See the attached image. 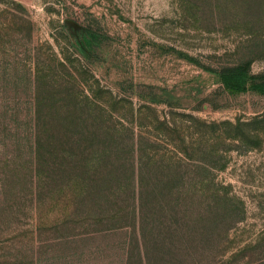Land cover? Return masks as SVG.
Listing matches in <instances>:
<instances>
[{
    "label": "rangeland",
    "instance_id": "obj_1",
    "mask_svg": "<svg viewBox=\"0 0 264 264\" xmlns=\"http://www.w3.org/2000/svg\"><path fill=\"white\" fill-rule=\"evenodd\" d=\"M262 72L264 0H0V264H145L139 190L150 264H264Z\"/></svg>",
    "mask_w": 264,
    "mask_h": 264
},
{
    "label": "trees",
    "instance_id": "obj_2",
    "mask_svg": "<svg viewBox=\"0 0 264 264\" xmlns=\"http://www.w3.org/2000/svg\"><path fill=\"white\" fill-rule=\"evenodd\" d=\"M241 72L243 73V70H241ZM247 80L249 81V83H251V87L254 90L264 92V72L253 74L248 77L247 75H245V78L242 80L241 83L246 85V83H248ZM137 198L138 203L134 214L136 216L137 230L139 234L138 241L140 248V256L142 257L143 261L146 262L145 264H150V262H152L154 258H158L159 256L161 257V254H164V256L169 257L167 259L168 262L183 259L178 258V252L174 251V249H176V246L170 244L171 242L169 241L172 236L176 235V229L169 225L158 226L160 224L162 225V221L156 220V217L154 215L155 208H153L149 204L150 199H147L144 202L140 190ZM161 216H164L163 218L166 219V217H168L169 215L162 214ZM158 237H162L163 239H165V241L159 242L157 240ZM181 252L183 253V251Z\"/></svg>",
    "mask_w": 264,
    "mask_h": 264
}]
</instances>
